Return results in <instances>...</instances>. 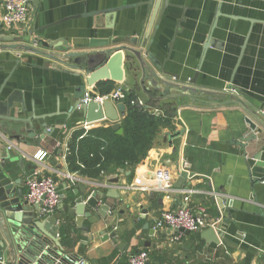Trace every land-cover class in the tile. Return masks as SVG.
<instances>
[{
  "label": "crops",
  "instance_id": "1",
  "mask_svg": "<svg viewBox=\"0 0 264 264\" xmlns=\"http://www.w3.org/2000/svg\"><path fill=\"white\" fill-rule=\"evenodd\" d=\"M156 1L30 2V29L5 30L0 21V45L21 43L57 53L38 39L121 40L114 45L133 46L145 55L150 52L162 63L167 74L155 71L162 80L171 85H189L196 91H210L211 100L202 101L208 98L203 94L194 95L199 100H150L142 92V72L136 59L123 52V79L112 81L114 86L107 93L134 90L139 101L150 106L155 115H163L170 106L172 127L159 129L136 165L112 168L99 177L88 178L70 171L61 156L72 135L83 129L81 111L70 108L83 86L85 93H100L97 84L87 85L86 76L78 69L59 65L64 70L60 71L52 58L43 54L1 48L0 87L4 85L0 112L2 102H11L10 112L15 115L22 102L23 111L17 113L20 117L32 112L38 116L59 112L45 119L51 133L41 140L40 146L0 138V155L8 154L12 159L3 165L15 187H22L23 196L25 176L31 170L53 177L61 200L52 213L61 210L67 223L66 228L59 230L63 254L84 264H124L140 250L149 251L153 264H264V177L252 181L245 162L256 152L264 153V129L257 124L261 130L254 132L255 139L243 142L253 133L246 117L254 121L253 118L237 104L220 102L234 95L250 109L264 114V0H158L149 26ZM3 12L0 0V20ZM206 41L208 46L203 48ZM146 61L148 69H155ZM191 79L195 82H188ZM143 83L149 92L153 91L147 81ZM157 96L160 94L156 92L154 97ZM257 103L262 106L257 107ZM111 123L103 118L95 127ZM181 129L182 134L172 144L165 141L166 133ZM38 150L47 153L40 162L32 159ZM182 160L188 163V170L181 185H177L184 172ZM161 168L168 170L173 187L171 199L150 188L154 171ZM78 185L87 186V195L98 192V205H108L105 214L89 208L90 217H84L81 226L75 224L74 216L60 209V205L70 207L73 199L81 196L80 191L75 193ZM185 195H189L188 204L195 212L206 213L209 220L218 219L216 230L222 235L218 243L206 241L196 231H183L173 240L175 232L154 227L161 210L182 204ZM0 257L5 264L9 257L6 248L0 251Z\"/></svg>",
  "mask_w": 264,
  "mask_h": 264
},
{
  "label": "water",
  "instance_id": "2",
  "mask_svg": "<svg viewBox=\"0 0 264 264\" xmlns=\"http://www.w3.org/2000/svg\"><path fill=\"white\" fill-rule=\"evenodd\" d=\"M39 0H32V3H37ZM168 4L167 1L165 3ZM159 5L156 1L149 26L157 11ZM251 22V21H250ZM179 28V25L177 29ZM40 43L45 44V47H53L57 50V53H48L41 51L40 49L33 48L29 45H22L21 43H14L12 45H0L1 48L11 49H23L34 53L43 54L52 58V61L59 69V65H64L69 69H78L86 76L87 85L92 86L98 84L101 81H116L123 79V52L131 53L136 59L141 72L142 78L140 85L142 92L148 97L155 100L162 99H180L188 98L189 100H199L194 97L197 94L207 95L206 102L211 100L212 92L207 90L196 91L189 85H171L162 80L157 73L167 74L162 68L160 63L150 52L146 55L136 47L117 44L121 40L117 39H74L71 42L65 39L58 38L55 40L43 41L38 39ZM134 42L136 41L133 40ZM208 46V41L203 45V48ZM98 48V51L95 49ZM91 51V53H89ZM59 51H68L66 54L59 53ZM147 56V59L144 56ZM66 60V61H65ZM148 60L155 69H148ZM56 68V67H55ZM64 71L63 69H59ZM155 71H158L157 73ZM72 74V73H70ZM74 76H79L77 73H73ZM7 80V79H6ZM144 81H147L149 87L153 91L160 94V96H150L149 88L144 86ZM188 82L194 83L195 79H191ZM0 87V92L3 88ZM227 89L232 90V86H228ZM91 96L95 94L87 91ZM85 89L82 87V92L77 97V100L70 109H79L83 116L84 122L91 124L93 122L100 121L105 118L111 123V128L118 133L121 132V119L125 116L126 106L123 101L111 102L109 100H103L98 102L96 100H90L88 103L81 104L80 101L84 97ZM100 95V93H97ZM220 97H224L220 95ZM222 104H237L253 118L246 117V122L249 128L253 131L251 135L245 138L244 141L255 139L254 132H260L261 128L264 129V114L258 113L256 110L250 109L247 104L237 96L231 95L226 100L220 101ZM3 110L0 112V138L6 137L8 140H15L17 143L25 145L40 146L41 140L46 135H50L48 131L47 117L58 114L57 112L35 115L33 112L26 116H18L17 113L23 111L24 105L20 102L21 109H17L16 115L11 113L13 104L11 102H2ZM262 103H257V107H261ZM119 114V115H118ZM41 121V122H40ZM257 124L261 128H257ZM53 131V128H50ZM183 130H175L174 132L166 133L164 139L168 144H172V140L182 134ZM12 161L8 154L5 156L0 155V251L7 249L9 257L5 264H84L79 261L78 258L71 255L63 254V247L60 242L59 230L60 228H66L67 223L63 220L62 213L54 212L46 216H41L37 212L36 206H31L23 196V189L21 186L15 187L12 178L8 170L3 163L5 161ZM247 173L252 181L264 177V153L261 151L256 152L251 157H247L246 160ZM186 177V172H182L177 185H181ZM16 181H20L17 179ZM87 186L78 185L75 193L80 191L81 196H77L73 199V204L70 207L66 205H60L63 212L68 215L74 216L75 224L81 226L84 217H90L89 208H97L100 213L105 214L108 210V205H98L100 201V194L95 191H91L90 194H86ZM58 206V205H57ZM59 206V207H60ZM59 207L57 209H59ZM87 207V208H86ZM61 221L58 224V221ZM199 232L201 238L208 242L218 243L221 233L214 228H206L202 230H196ZM114 237L115 234L111 233ZM149 243L147 242L146 245Z\"/></svg>",
  "mask_w": 264,
  "mask_h": 264
},
{
  "label": "trees",
  "instance_id": "3",
  "mask_svg": "<svg viewBox=\"0 0 264 264\" xmlns=\"http://www.w3.org/2000/svg\"><path fill=\"white\" fill-rule=\"evenodd\" d=\"M112 81L97 84L100 93L112 90ZM126 110L121 119V132L111 126H98L84 131H76L67 143V168L88 178L99 177L112 168H123L139 163L161 127L171 126L172 108L163 110V115H155L150 106L139 103L134 90H123ZM155 91L149 92L150 96ZM150 100H155L149 98ZM163 100V99H162ZM150 102V101H149ZM149 252L148 250H145ZM151 258L148 264H153Z\"/></svg>",
  "mask_w": 264,
  "mask_h": 264
},
{
  "label": "built area",
  "instance_id": "4",
  "mask_svg": "<svg viewBox=\"0 0 264 264\" xmlns=\"http://www.w3.org/2000/svg\"><path fill=\"white\" fill-rule=\"evenodd\" d=\"M32 0H2L4 12L1 18V25L5 30H13L15 27L21 28L22 31L30 29V14L29 4ZM124 92L122 89H117L107 94H95L94 96L86 93L80 103H88L90 100L102 102L109 100L111 102L122 101ZM139 103H141L139 101ZM264 113V109L262 110ZM97 126V122L91 124L83 123V129L88 130ZM9 145L7 149H9ZM68 154L67 147L65 154L61 157L64 160ZM47 157L46 151L38 150L32 156L36 162L42 161ZM182 170L187 172L188 163L185 160L181 162ZM167 169L161 168L154 171V176L150 182V188L154 191L163 193V198L171 199V180L167 176ZM26 191L24 198L31 206L37 207L39 215H48L52 213L61 200V194L57 191L54 179L49 174H42L37 170H31L25 176ZM183 203L175 207H165L161 210L159 216L154 220L155 228H168L175 232L173 240H177L183 231H196L206 228L216 229L217 220H209L206 213L195 212L188 204L189 195L183 197ZM149 259V254L145 250H140L132 254L124 264H146ZM3 259L0 257V264H3Z\"/></svg>",
  "mask_w": 264,
  "mask_h": 264
}]
</instances>
